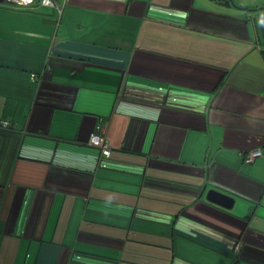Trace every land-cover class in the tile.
Instances as JSON below:
<instances>
[{"label": "crops", "instance_id": "0c3cea01", "mask_svg": "<svg viewBox=\"0 0 264 264\" xmlns=\"http://www.w3.org/2000/svg\"><path fill=\"white\" fill-rule=\"evenodd\" d=\"M222 1L0 2V264H264V0Z\"/></svg>", "mask_w": 264, "mask_h": 264}, {"label": "built area", "instance_id": "2783aa9c", "mask_svg": "<svg viewBox=\"0 0 264 264\" xmlns=\"http://www.w3.org/2000/svg\"><path fill=\"white\" fill-rule=\"evenodd\" d=\"M12 5L17 7H31L34 4H39L43 7H56L58 9L59 4L58 0H5ZM10 125V122L3 120L1 127L7 128ZM89 145L99 149L104 155L110 154V143L107 141L106 137L102 133H93L88 138ZM261 154L260 150L257 149L253 151H248L245 153L247 160H253Z\"/></svg>", "mask_w": 264, "mask_h": 264}, {"label": "water", "instance_id": "95a60500", "mask_svg": "<svg viewBox=\"0 0 264 264\" xmlns=\"http://www.w3.org/2000/svg\"><path fill=\"white\" fill-rule=\"evenodd\" d=\"M0 2H4L1 0ZM222 3L227 7L233 5L232 0H224ZM207 200L209 202H213L219 205L222 208L230 209L234 205V198L226 195L225 193H221L215 189H211L206 194Z\"/></svg>", "mask_w": 264, "mask_h": 264}, {"label": "rangeland", "instance_id": "374dc122", "mask_svg": "<svg viewBox=\"0 0 264 264\" xmlns=\"http://www.w3.org/2000/svg\"><path fill=\"white\" fill-rule=\"evenodd\" d=\"M10 5H11V4H9V3H8V4H7V3H5V4H3L2 6H4V7H7V8H8V7H10ZM11 6H12V5H11Z\"/></svg>", "mask_w": 264, "mask_h": 264}, {"label": "trees", "instance_id": "16d2710c", "mask_svg": "<svg viewBox=\"0 0 264 264\" xmlns=\"http://www.w3.org/2000/svg\"><path fill=\"white\" fill-rule=\"evenodd\" d=\"M35 5V4H34Z\"/></svg>", "mask_w": 264, "mask_h": 264}]
</instances>
